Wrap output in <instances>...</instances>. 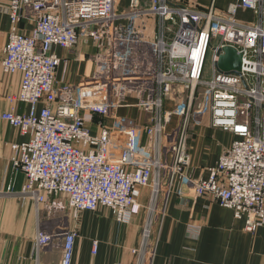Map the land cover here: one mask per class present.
Wrapping results in <instances>:
<instances>
[{
    "label": "built area",
    "instance_id": "1",
    "mask_svg": "<svg viewBox=\"0 0 264 264\" xmlns=\"http://www.w3.org/2000/svg\"><path fill=\"white\" fill-rule=\"evenodd\" d=\"M217 1L202 7L128 0L118 14L119 0H9L11 29L0 65L4 75L21 74L22 82L17 95L7 96L10 109L0 121L25 140L10 144L6 195L35 204L37 254L60 249L61 264H73L80 215L103 208L120 225L147 213L141 248L133 253L138 264H150L163 171L171 191L187 182L195 197L231 210L247 232L264 227V0H238L226 10ZM240 12H250L252 21L240 20ZM24 23L30 33L21 30ZM81 44L95 49L89 58L95 71L75 86L66 79L69 60L55 51L72 53ZM225 48L242 56L240 75L217 70ZM210 55L213 77L205 81ZM199 86L209 104L192 112ZM180 88L189 100L171 112L167 99ZM123 109L148 120L139 123ZM205 115L212 128L235 139L207 179L192 180L189 128Z\"/></svg>",
    "mask_w": 264,
    "mask_h": 264
},
{
    "label": "crops",
    "instance_id": "2",
    "mask_svg": "<svg viewBox=\"0 0 264 264\" xmlns=\"http://www.w3.org/2000/svg\"><path fill=\"white\" fill-rule=\"evenodd\" d=\"M178 1L202 7L211 4V0ZM237 1L229 0L220 6L218 3V7L226 10ZM8 6L9 0H0V62L11 29ZM118 9L122 11V8ZM238 18L246 22L253 19L250 12H240ZM31 29L27 23L21 27L26 33H30ZM55 52L70 62L66 77L70 84L78 86L93 76L95 67L89 58L96 53L91 44H81L72 53L61 49ZM61 78L62 69L58 73V80ZM21 82V74L4 75L0 65V113L10 109L7 96L17 95ZM18 110L23 113L26 108L19 105ZM121 114L146 123V114L141 111L123 109ZM174 127L175 121L167 132H172ZM234 139L232 134L212 128L208 115L194 119L188 136L191 164L187 175L190 179H207L209 169L217 164ZM24 140L15 129L0 121V194L3 195H0V264H61L60 249L43 250L38 254L35 250L38 233L35 204L6 195L9 182L6 171L12 154L10 144ZM165 163L168 165L169 161ZM167 173L165 171L162 176L163 192L160 190L158 214L154 219L147 251L150 264H264V227L255 234L247 232L243 220L236 219L231 210L220 207L211 197H195L192 186L187 182H176L171 191ZM23 182L24 179L20 177L17 191ZM164 210L166 216L162 220ZM147 221L146 212L130 225L118 224L113 213L107 209L82 213L76 224L78 237L73 264H138V257L133 251L141 248ZM191 226L198 227L200 231L194 234L189 231ZM95 242L98 243L96 253Z\"/></svg>",
    "mask_w": 264,
    "mask_h": 264
},
{
    "label": "rangeland",
    "instance_id": "3",
    "mask_svg": "<svg viewBox=\"0 0 264 264\" xmlns=\"http://www.w3.org/2000/svg\"><path fill=\"white\" fill-rule=\"evenodd\" d=\"M219 2V6L222 4H226L229 0H218ZM128 7V0H119V7L118 8H122V11H120V9L117 10L118 14L122 13L123 11H125ZM218 42V41H217ZM216 42V43H217ZM211 55L208 57L207 62H206V67H205V73H204V80L205 81H210L213 77V67H212V63H211V59H210ZM193 108H192V112L195 111L197 112L201 107H204V104H209V99L205 93V89L201 86H199L194 95H193ZM167 103V109L170 110L171 112H175L177 110H179V107L185 103H187V101L189 100V95L187 93H184V91L180 88V90L177 91L176 95H173L172 98H168ZM207 109V108H206ZM194 116V115H193ZM192 116V119H193ZM174 120H180L181 118L179 116H175ZM192 123V122H191ZM170 134V133H169ZM172 138L170 137V140ZM169 143V142H168ZM166 145L167 149H169L170 145ZM165 175V171L162 173V176L164 177ZM168 175V173H167ZM161 192H163V186L161 189ZM1 196H3L2 194H0Z\"/></svg>",
    "mask_w": 264,
    "mask_h": 264
},
{
    "label": "water",
    "instance_id": "4",
    "mask_svg": "<svg viewBox=\"0 0 264 264\" xmlns=\"http://www.w3.org/2000/svg\"><path fill=\"white\" fill-rule=\"evenodd\" d=\"M223 55L217 64V70L222 74L240 75L242 68V56L232 48H225Z\"/></svg>",
    "mask_w": 264,
    "mask_h": 264
},
{
    "label": "bare ground",
    "instance_id": "5",
    "mask_svg": "<svg viewBox=\"0 0 264 264\" xmlns=\"http://www.w3.org/2000/svg\"><path fill=\"white\" fill-rule=\"evenodd\" d=\"M8 12H9V14H10L9 7H8Z\"/></svg>",
    "mask_w": 264,
    "mask_h": 264
}]
</instances>
